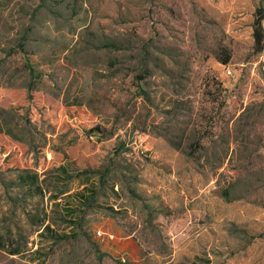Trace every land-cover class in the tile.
<instances>
[{
    "label": "rangeland",
    "instance_id": "obj_1",
    "mask_svg": "<svg viewBox=\"0 0 264 264\" xmlns=\"http://www.w3.org/2000/svg\"><path fill=\"white\" fill-rule=\"evenodd\" d=\"M259 7L0 0V264H264Z\"/></svg>",
    "mask_w": 264,
    "mask_h": 264
},
{
    "label": "trees",
    "instance_id": "obj_2",
    "mask_svg": "<svg viewBox=\"0 0 264 264\" xmlns=\"http://www.w3.org/2000/svg\"><path fill=\"white\" fill-rule=\"evenodd\" d=\"M254 15L255 16L253 21V40H254L253 49L256 53H262L264 51V32H263L264 30L261 26V22L264 20V10L261 7H259L255 10ZM228 61L229 60L227 57L224 60H222V63L226 65ZM43 228L44 230L51 231L48 225H44ZM55 238L57 240H65L67 236H55ZM131 245H132V240H125V241L120 240V242L109 241L108 249L110 250L111 253L117 252V254H122L126 250H129L131 248ZM2 247H3L2 249H5L6 251L5 246L2 245ZM8 254L12 256H17L21 253L18 250V247H14L12 248V250H8Z\"/></svg>",
    "mask_w": 264,
    "mask_h": 264
}]
</instances>
